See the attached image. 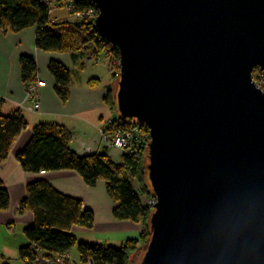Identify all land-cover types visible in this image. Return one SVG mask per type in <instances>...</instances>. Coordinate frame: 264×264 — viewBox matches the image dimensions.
Wrapping results in <instances>:
<instances>
[{
	"label": "water",
	"instance_id": "95a60500",
	"mask_svg": "<svg viewBox=\"0 0 264 264\" xmlns=\"http://www.w3.org/2000/svg\"><path fill=\"white\" fill-rule=\"evenodd\" d=\"M90 2L117 118L150 132L137 264H264V0Z\"/></svg>",
	"mask_w": 264,
	"mask_h": 264
},
{
	"label": "trees",
	"instance_id": "16d2710c",
	"mask_svg": "<svg viewBox=\"0 0 264 264\" xmlns=\"http://www.w3.org/2000/svg\"><path fill=\"white\" fill-rule=\"evenodd\" d=\"M78 9L95 7L90 0H74ZM36 27V46L41 50L69 51L73 58L100 57L105 51L119 62V50L98 35L93 25L84 31L79 25L68 22H53L50 9L40 0H0V28L20 32ZM92 54V55H91ZM93 57V58H94ZM98 59V58H97ZM23 80L29 83L34 79L37 64L34 59L23 55L21 58ZM54 80L55 90L62 100L68 96L71 72L59 61H51L48 66ZM261 71L260 67L253 70ZM264 89V87H263ZM113 91L108 90L105 101L114 110ZM125 128L129 122H120ZM27 120L20 112L4 115L0 113V163L10 153V148L20 133L27 128ZM72 136L65 127L54 124H37L30 141L16 155L24 171L39 173L42 171L75 170L90 187L99 181L106 182L109 197L115 203L113 209L116 219L141 224L139 238H130L119 246L79 242L71 233L72 228H92L94 213L83 207V202L58 192L44 180L29 184L27 196L19 203V212L32 211L35 220L25 229L29 245L20 247L19 257L31 264L38 254L53 257L69 252L77 244L81 261L93 264H130V255L138 249V243L147 241L148 217L153 199L146 186L144 177V152L123 153L120 163H114L104 150L101 153L80 157L70 146ZM134 181L140 183L135 188ZM10 194L0 185V210L10 205Z\"/></svg>",
	"mask_w": 264,
	"mask_h": 264
},
{
	"label": "crops",
	"instance_id": "0c3cea01",
	"mask_svg": "<svg viewBox=\"0 0 264 264\" xmlns=\"http://www.w3.org/2000/svg\"><path fill=\"white\" fill-rule=\"evenodd\" d=\"M53 22L74 25L70 14L57 11L51 14ZM0 28V113L4 115L18 112L28 106L26 87L21 71L23 55L29 56L37 64V73L32 81H43L45 86L37 89L39 110L30 112L22 108L21 114L27 120L23 130L10 148V153L0 163V185L10 194L9 207L0 210V260L4 264H27L19 257L20 247L29 245L24 231L34 223L32 211L19 212V203L27 196L29 184L38 180L47 181L58 192L83 202V207L94 213L92 228L75 225L72 232H88L89 240L85 243L119 246L130 238H139L141 224L116 219L114 201L106 190V182L99 181L90 187L80 174L71 169L32 173L24 171L16 159L30 141L37 124H54L66 128L72 139L70 146L80 157L101 153L104 150L114 163H120L123 152L117 147L107 146L99 135L103 121L113 113L105 101L111 84L104 82L95 70L98 59L93 57L73 58L69 51L41 50L36 46V27L20 32ZM61 62L71 72L70 85L66 100H62L55 90L56 81L48 70L51 61ZM89 64L91 68H88ZM89 70V71H88ZM87 71V72H86ZM86 72V73H85ZM69 254V252H68ZM8 261H10L8 263Z\"/></svg>",
	"mask_w": 264,
	"mask_h": 264
},
{
	"label": "built area",
	"instance_id": "2783aa9c",
	"mask_svg": "<svg viewBox=\"0 0 264 264\" xmlns=\"http://www.w3.org/2000/svg\"><path fill=\"white\" fill-rule=\"evenodd\" d=\"M40 2L49 6L50 12L53 9L65 8L68 14L71 15L74 25H79L82 31L87 29L91 24L94 26L93 21L98 16V11L95 7H87L86 9H78L74 0H40ZM3 30V29H2ZM107 54V52H105ZM261 69V68H260ZM254 73V72H253ZM253 80L264 91V70L256 71V75H253ZM45 86V82L40 80L30 81L26 87L28 106H24L30 112L39 110L40 104L37 98V89ZM21 107L19 110L22 112ZM121 121L117 117H110L103 121V125L99 129V135L105 145L113 146L120 149L123 153H137V151L145 152L147 142L150 139V132L148 127H145L139 123H129L122 128L120 126ZM89 152L88 149L82 151L81 156ZM155 203V199H152L149 205ZM68 252L64 254H57L53 257L44 256L38 254L31 264H73L68 258ZM89 264L92 262L89 261Z\"/></svg>",
	"mask_w": 264,
	"mask_h": 264
},
{
	"label": "rangeland",
	"instance_id": "374dc122",
	"mask_svg": "<svg viewBox=\"0 0 264 264\" xmlns=\"http://www.w3.org/2000/svg\"><path fill=\"white\" fill-rule=\"evenodd\" d=\"M57 11L65 12L66 14H68L67 9H65V8L64 9L63 8L53 9L51 11V14L54 15L55 13H57ZM102 52L103 53L100 54V57L92 56V57H94L95 60L97 58L99 60L97 65L95 66V70L97 71V74L100 76V79L104 80V82H108V84H111V87L109 90L113 91L115 82L117 80L116 76L120 70L119 62L115 59L114 56L110 55L109 53L106 54L105 51H102ZM88 68H91L90 64H89ZM111 116L117 117V112L113 111ZM134 183H135V188L140 189L139 188L140 183L137 181H134ZM151 201H152V199L147 200V203L150 204ZM71 233L77 237V244L79 242H85V240L91 239V237L88 236V232H85V233L74 232L73 233L71 230ZM144 243H145V241L141 240L138 243L139 244L138 249L135 252L131 253L130 264H137L138 263L140 256H141V253H142V247L145 245ZM77 244L74 246V248H72L69 251V254L67 253L68 258L70 259V261L73 264H89V261L83 262L80 260ZM9 262L10 261H8V263ZM90 262H92V261H90ZM0 264H4V262L2 260H0Z\"/></svg>",
	"mask_w": 264,
	"mask_h": 264
}]
</instances>
